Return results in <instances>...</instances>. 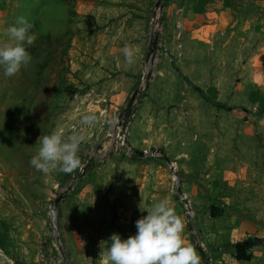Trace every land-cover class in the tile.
Listing matches in <instances>:
<instances>
[{"label": "rangeland", "instance_id": "obj_1", "mask_svg": "<svg viewBox=\"0 0 264 264\" xmlns=\"http://www.w3.org/2000/svg\"><path fill=\"white\" fill-rule=\"evenodd\" d=\"M20 16L37 39L0 68V264H106L163 198L200 264H233L264 210V0H0V43ZM85 113L81 166L36 170L39 138Z\"/></svg>", "mask_w": 264, "mask_h": 264}, {"label": "clouds", "instance_id": "obj_2", "mask_svg": "<svg viewBox=\"0 0 264 264\" xmlns=\"http://www.w3.org/2000/svg\"><path fill=\"white\" fill-rule=\"evenodd\" d=\"M33 25L24 16L6 29L7 42L0 43V68L7 77L18 74L32 61L27 50L37 37ZM123 56L127 65L135 63L137 51L126 45ZM94 113L81 117V126L66 135L63 129L39 138V147L30 164L45 175L53 170L72 173L82 160L80 148L87 141V131L96 123ZM147 215L136 221L137 231L126 239L113 233L102 253L106 264H200V256L191 244L184 242L185 223L171 202L166 199L154 201Z\"/></svg>", "mask_w": 264, "mask_h": 264}, {"label": "crops", "instance_id": "obj_3", "mask_svg": "<svg viewBox=\"0 0 264 264\" xmlns=\"http://www.w3.org/2000/svg\"><path fill=\"white\" fill-rule=\"evenodd\" d=\"M262 197L264 198V195ZM245 213L243 223L240 224V227H237L239 234L236 235L243 238L250 234L251 237L238 251H235V255H228L230 259L228 256L226 258L233 264H264V210L257 212L255 210H245ZM254 213L258 214L257 219L262 220V222L258 223L255 220Z\"/></svg>", "mask_w": 264, "mask_h": 264}, {"label": "water", "instance_id": "obj_4", "mask_svg": "<svg viewBox=\"0 0 264 264\" xmlns=\"http://www.w3.org/2000/svg\"><path fill=\"white\" fill-rule=\"evenodd\" d=\"M69 190H71V187L69 188ZM67 196V193H64V194H62L58 199H57V204L60 202V200H62L64 197H66Z\"/></svg>", "mask_w": 264, "mask_h": 264}, {"label": "built area", "instance_id": "obj_5", "mask_svg": "<svg viewBox=\"0 0 264 264\" xmlns=\"http://www.w3.org/2000/svg\"><path fill=\"white\" fill-rule=\"evenodd\" d=\"M209 264H216L215 261L213 259H210V263Z\"/></svg>", "mask_w": 264, "mask_h": 264}]
</instances>
